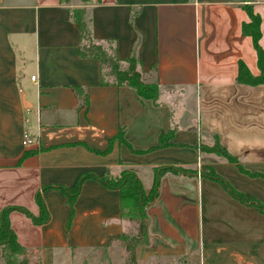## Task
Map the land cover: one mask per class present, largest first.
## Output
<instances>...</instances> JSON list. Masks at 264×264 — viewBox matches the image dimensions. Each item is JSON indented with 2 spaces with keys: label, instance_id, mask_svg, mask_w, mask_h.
Instances as JSON below:
<instances>
[{
  "label": "crops",
  "instance_id": "obj_1",
  "mask_svg": "<svg viewBox=\"0 0 264 264\" xmlns=\"http://www.w3.org/2000/svg\"><path fill=\"white\" fill-rule=\"evenodd\" d=\"M82 5L0 0V209L18 205L37 215L40 191L49 214L47 222L35 224L11 211V228L27 257L37 264H127L119 238L131 221L121 219L119 191L86 179L68 223L66 197L51 186L72 187L83 173L100 177L129 169L149 192L154 166L181 165L196 172L162 176L159 195L147 208V241L137 245L134 264H264V213L201 175L213 167L264 204V84L236 80L239 60L259 73L241 24L249 20V5L261 18L264 49V0L86 4L95 39L112 42L120 59L134 54L146 75L156 66L157 104L129 86L100 84V63L79 56L80 31L69 13ZM73 85L87 89L88 108L79 107ZM27 122L38 140L30 146L22 144ZM119 128L136 150L155 145L169 129L174 145L142 153L116 139L107 153L90 149L104 150ZM216 137L256 175L200 151ZM40 147L49 148L19 162L26 150Z\"/></svg>",
  "mask_w": 264,
  "mask_h": 264
},
{
  "label": "trees",
  "instance_id": "obj_2",
  "mask_svg": "<svg viewBox=\"0 0 264 264\" xmlns=\"http://www.w3.org/2000/svg\"><path fill=\"white\" fill-rule=\"evenodd\" d=\"M82 3V6L73 7L69 10L70 16L79 27V56L80 57H94L100 63L101 85H116V86H129L137 92L138 96L142 99H150L153 103H158L159 82L154 75L156 66L151 69L153 74L146 75L139 70V60L132 54L126 59L117 57L114 51V45L109 41H99L95 39L91 33L90 18L86 4L91 0H77ZM249 16L248 21H243L241 24V33L250 36L252 39L253 48L256 53L257 67L259 73L253 75L247 65L242 61H238V70L236 80L239 83L255 86L264 84V49L260 45L259 40L261 37L260 23L261 18L259 14L253 11L249 5L244 6ZM71 89L74 91L78 99L82 100L79 107H89L90 101L87 89L80 86L73 85ZM174 130L169 129L167 132L159 135L157 143L148 149L136 150L124 139L123 129L119 128L117 133L108 138V146L102 150L90 148L98 153H107L111 149L112 142L118 140L120 143L125 144L130 150L134 152H148L154 149H159L166 146L174 145L172 143ZM49 147H40L39 149L26 150L19 162L27 156L37 153L38 150H45ZM200 151L211 152L216 155L222 156L227 161L235 163L239 169L251 176L256 173H250L245 170L239 163L236 156L232 155L223 147L217 137L212 145L202 144ZM195 173L192 168H186L181 165H157L153 167V182L149 192H145L140 179L136 174L129 169H121L116 174L107 172L103 176H96L92 173H83L79 175L72 187L66 186H51L60 190L66 197V203L69 206L68 223L73 215V205L78 196L80 187L86 179H95L108 189H117L119 191L120 200V216L122 220L132 221L137 224L136 233L128 234L122 233L120 240L124 245L127 252V264H134L135 262V249L137 245L147 241V226L148 214L147 208L159 195V186L161 178L166 173ZM205 178L220 183L227 192L235 199L245 204L257 207L264 213V204L259 202L253 196L236 190L232 187L222 176H220L213 167H207L205 171L201 172ZM46 188V187H44ZM35 202L39 208L37 215L32 214L27 208L18 205H9L0 209V247L2 249V257L4 264H14L13 258L20 256L24 253V248L18 242L16 234L10 225V213L13 210L21 211L26 214L33 223L42 224L49 220V214L46 209L45 203L41 197L40 191L35 194Z\"/></svg>",
  "mask_w": 264,
  "mask_h": 264
},
{
  "label": "rangeland",
  "instance_id": "obj_3",
  "mask_svg": "<svg viewBox=\"0 0 264 264\" xmlns=\"http://www.w3.org/2000/svg\"><path fill=\"white\" fill-rule=\"evenodd\" d=\"M22 82H23V79H22ZM27 130H28V132H29L30 135L34 134L33 133V130H32V124H31V122H27ZM131 223H129V227H128V230L126 232L128 234H134V233H136L137 224L135 222H132V221H131ZM0 257H2V249H1V247H0ZM13 260H14V262H13L14 264H37L36 263V258L34 257V258H32V260L29 259L27 257V255H26L25 251H24V253L22 255L15 256L13 258ZM2 261H3V264H4V260H2ZM30 261H32V262H30Z\"/></svg>",
  "mask_w": 264,
  "mask_h": 264
},
{
  "label": "built area",
  "instance_id": "obj_4",
  "mask_svg": "<svg viewBox=\"0 0 264 264\" xmlns=\"http://www.w3.org/2000/svg\"><path fill=\"white\" fill-rule=\"evenodd\" d=\"M30 78H31V80L34 81L35 80V75H32ZM37 142H38L37 138H33L31 135H29L27 133L23 134L22 144L24 146H30V145L35 144Z\"/></svg>",
  "mask_w": 264,
  "mask_h": 264
}]
</instances>
